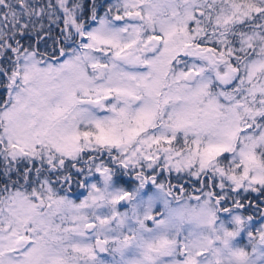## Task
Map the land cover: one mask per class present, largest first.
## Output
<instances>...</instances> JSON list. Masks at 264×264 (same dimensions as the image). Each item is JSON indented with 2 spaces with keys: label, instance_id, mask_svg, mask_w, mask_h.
Instances as JSON below:
<instances>
[{
  "label": "snow or ice",
  "instance_id": "snow-or-ice-1",
  "mask_svg": "<svg viewBox=\"0 0 264 264\" xmlns=\"http://www.w3.org/2000/svg\"><path fill=\"white\" fill-rule=\"evenodd\" d=\"M0 89V264H264V0H0Z\"/></svg>",
  "mask_w": 264,
  "mask_h": 264
},
{
  "label": "rangeland",
  "instance_id": "rangeland-1",
  "mask_svg": "<svg viewBox=\"0 0 264 264\" xmlns=\"http://www.w3.org/2000/svg\"><path fill=\"white\" fill-rule=\"evenodd\" d=\"M98 1H101V2H99V3H111V2H113V0H98ZM101 14H102V10H101ZM6 94H5V92H4V90L3 89H0V96L1 97H4ZM227 155V154H226ZM105 161L107 162V157H105ZM175 177H177L178 175L179 176H185V175H187L186 173H181V174H177V173H175V172H173L172 173ZM188 176V175H187ZM124 179H126V178H124ZM187 179H190L189 178V176H188V178ZM192 179H193V181L194 180H196V178L195 177H192ZM129 181V180H128ZM121 183H123V181L121 182ZM125 187H127V188H129V190H131V187L133 186L132 185V183L129 181L127 184H125L124 185ZM71 191H72V199L73 200H75L77 203H79L81 200H83L87 195H88V190L87 189H85V188H82V187H79V186H77V185H73V188L71 189ZM200 193H196V194H193V195H199ZM121 211H123L124 209L123 208H121L120 209ZM149 226H151V224L149 225ZM257 227H259V225H257ZM247 242V238H246V236L245 237H243L242 239H241V243L243 244V243H246Z\"/></svg>",
  "mask_w": 264,
  "mask_h": 264
},
{
  "label": "trees",
  "instance_id": "trees-1",
  "mask_svg": "<svg viewBox=\"0 0 264 264\" xmlns=\"http://www.w3.org/2000/svg\"><path fill=\"white\" fill-rule=\"evenodd\" d=\"M97 2L99 3V2H101V1H98V0H97ZM51 46H52V42H51V40H50V41L48 42V47L50 48ZM41 50L43 51L44 49L41 48ZM0 98H3V97L0 96ZM165 175H167V173H165ZM125 178H126L125 180H129V178H128L127 176H126ZM187 178H188V176L185 175V176L182 177V179H177V178L172 174V176L170 177V180H171V183H173V184H180V183H183V185H184V187H185V189H186L187 192H190V193H192V194L199 193L198 191L193 192L192 190H193V188H195V189H199V188H200V184L197 183L196 180L193 181L192 178H190V179H187ZM129 181H130V180H129ZM130 182H131V181H130ZM72 188H73V186H72Z\"/></svg>",
  "mask_w": 264,
  "mask_h": 264
},
{
  "label": "water",
  "instance_id": "water-1",
  "mask_svg": "<svg viewBox=\"0 0 264 264\" xmlns=\"http://www.w3.org/2000/svg\"><path fill=\"white\" fill-rule=\"evenodd\" d=\"M123 203V202H122Z\"/></svg>",
  "mask_w": 264,
  "mask_h": 264
}]
</instances>
